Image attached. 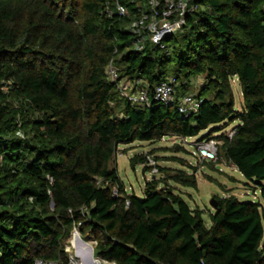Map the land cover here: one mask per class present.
<instances>
[{
  "label": "trees",
  "instance_id": "16d2710c",
  "mask_svg": "<svg viewBox=\"0 0 264 264\" xmlns=\"http://www.w3.org/2000/svg\"><path fill=\"white\" fill-rule=\"evenodd\" d=\"M149 11L150 0H0V264H69L78 224L94 257L115 264H264V0H191L180 31L136 49L132 24ZM111 64L149 104L122 94ZM198 77L200 107L183 113ZM168 78L169 105L154 99ZM236 121L231 138L213 135ZM211 127L216 163L236 167L257 200L214 195L206 224L172 183L197 188L196 177L150 165V153L130 166L160 177L128 191L121 145Z\"/></svg>",
  "mask_w": 264,
  "mask_h": 264
},
{
  "label": "rangeland",
  "instance_id": "374dc122",
  "mask_svg": "<svg viewBox=\"0 0 264 264\" xmlns=\"http://www.w3.org/2000/svg\"><path fill=\"white\" fill-rule=\"evenodd\" d=\"M203 81V77L194 78V87L190 89V93L196 95L199 90V83ZM232 87L235 97L236 108L241 109L243 103V96L241 86L237 79L232 80ZM237 124L233 122L231 124H222L221 130L215 132L213 135L221 136L228 134L231 129ZM213 127L201 132L199 136L192 138H179L176 136H168L155 142L136 141L129 145H121L119 147L117 155V169L123 182L125 183L128 191H135L137 194H141L145 181L151 178L152 173L157 174L160 177L159 172L156 169L152 173L143 171L144 164H139L133 169L130 166V157L139 153H150V165L155 164L153 157H156L158 164L162 167H168L171 170H183L189 176H195L197 181V188L185 187L179 184L173 185L176 187V191L180 193L189 205L199 207L204 210V220L206 224L210 223V213L214 212V208L211 205V201L214 195L228 196L235 194L242 200H253L260 196L259 191L255 194L252 192V184L246 183V179L237 170L236 167L226 163L224 160L217 164L216 161H212L213 165L200 163L199 159L192 154L195 151V144L202 140L205 135L212 132ZM222 140V139H219ZM177 145L181 147L180 151H177ZM181 159V160H174ZM182 161V162H181ZM74 232V231H73ZM79 240L90 244L94 250L96 245L95 240L91 238L84 240L79 234ZM74 236L72 235L68 240L67 250L70 256L73 254L76 256L77 249L72 245ZM101 264H112L109 262L101 261L96 258ZM87 260V259H86ZM78 264H90V262L79 258Z\"/></svg>",
  "mask_w": 264,
  "mask_h": 264
},
{
  "label": "built area",
  "instance_id": "2783aa9c",
  "mask_svg": "<svg viewBox=\"0 0 264 264\" xmlns=\"http://www.w3.org/2000/svg\"><path fill=\"white\" fill-rule=\"evenodd\" d=\"M191 0H166L165 8L162 12H159V2L156 0H150V11L145 12L141 17L135 20L132 24V29L138 34L137 41L135 43L136 49H143L147 39L153 43L160 44L164 37L168 34H174L180 31L185 24V17L188 12V6ZM118 12L124 13L125 9L122 6L117 7ZM108 75L110 80L118 82L119 89L122 94L127 97L134 104H149L150 97L146 90L132 91L130 90V82L125 79H120L117 69L114 65H110L108 69ZM176 82L173 78H168L156 86L154 91V99L163 102L167 105L171 104L175 100V87ZM201 104V100L196 95L190 92L185 94L180 102L179 107L183 113L197 112ZM235 130L234 128L227 134L228 137H232ZM220 140L211 137L208 139H202L195 144V151L192 153L197 157L200 163H209L216 161L218 158V146ZM116 191V190H115ZM79 225L75 227L72 235L80 234ZM74 238L72 245H74ZM96 243V241H95ZM79 256L73 254L70 256L69 264H78ZM108 262L106 260H101ZM115 264L114 262H109ZM35 264H57L54 261H44L41 259L36 260Z\"/></svg>",
  "mask_w": 264,
  "mask_h": 264
},
{
  "label": "bare ground",
  "instance_id": "6f19581e",
  "mask_svg": "<svg viewBox=\"0 0 264 264\" xmlns=\"http://www.w3.org/2000/svg\"><path fill=\"white\" fill-rule=\"evenodd\" d=\"M74 246L77 249L78 256L82 260L84 259L85 261L90 262V264H101L100 261L96 259V257L92 256V248L90 244L80 241L78 235H76L74 238Z\"/></svg>",
  "mask_w": 264,
  "mask_h": 264
},
{
  "label": "water",
  "instance_id": "95a60500",
  "mask_svg": "<svg viewBox=\"0 0 264 264\" xmlns=\"http://www.w3.org/2000/svg\"><path fill=\"white\" fill-rule=\"evenodd\" d=\"M51 205H53V203H51ZM211 205H212V207L214 209L216 208V201H215V199H212ZM82 242H84V241L82 240ZM92 256H94V250L93 249H92Z\"/></svg>",
  "mask_w": 264,
  "mask_h": 264
},
{
  "label": "crops",
  "instance_id": "0c3cea01",
  "mask_svg": "<svg viewBox=\"0 0 264 264\" xmlns=\"http://www.w3.org/2000/svg\"><path fill=\"white\" fill-rule=\"evenodd\" d=\"M198 78H200V77H198ZM203 81H204V78H203ZM203 81H202V82H203ZM202 82H201V83H202ZM199 85H200V83H199Z\"/></svg>",
  "mask_w": 264,
  "mask_h": 264
}]
</instances>
